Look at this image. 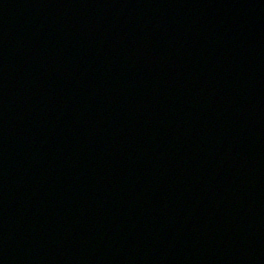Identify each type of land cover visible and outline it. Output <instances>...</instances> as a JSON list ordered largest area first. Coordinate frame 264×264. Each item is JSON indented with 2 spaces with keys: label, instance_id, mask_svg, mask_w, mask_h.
<instances>
[{
  "label": "water",
  "instance_id": "95a60500",
  "mask_svg": "<svg viewBox=\"0 0 264 264\" xmlns=\"http://www.w3.org/2000/svg\"><path fill=\"white\" fill-rule=\"evenodd\" d=\"M122 1V9L126 10L130 4ZM213 1L210 0L213 8L209 10L217 18ZM132 4L134 8L127 13L126 20L141 28L146 36L149 32L164 33L168 26L175 34L181 29L176 22L181 16L180 8L191 7L190 0H133ZM29 7L14 10L9 0H0V38L19 33V16L24 23L28 22L27 32L34 29L30 17L35 15V8ZM42 7L35 30L48 35V40L40 46L36 35L29 34L27 46L32 51H42L34 55L46 59L52 55L45 56V52L55 50L56 46L62 50L57 55L62 67L58 87L53 78L19 88L18 83L22 82L5 76L9 68H0V264H264V8L260 4L254 6L255 14L248 20L252 24L250 29L237 21L235 28H217L212 32V49L226 66L215 72L211 69L212 80L202 82L198 90L191 80H185V54L177 55L175 69L183 72L178 80L164 77L159 68L150 73L140 71L127 80L124 70L116 74L124 64L109 61L125 54L126 38L112 0H43ZM88 8L95 16L89 14L83 22L81 13ZM89 21L93 27H88ZM217 21H199L204 25L201 30L209 31ZM104 24L109 30L96 34L97 43L90 35L81 39L84 28H91L89 34L94 35L93 29ZM242 34L251 44L244 52H234L238 44L235 39ZM177 38L181 39L179 35ZM227 38H233V43H227ZM52 39L58 44L54 45ZM109 39H113L112 46L108 45ZM179 43L175 46L183 49ZM4 48L5 43H0V55L5 53ZM88 48L96 50V55H88ZM226 48L230 56L224 54ZM134 50L138 55L126 62L127 72L145 64L140 52H145L146 46ZM164 51L167 55L148 53L147 59L164 68L172 60L168 55H175L174 48L169 46ZM248 66L249 70H245ZM90 72L116 76V85L123 86L126 81L130 85V90L123 94H128V104L135 101V106L121 107V113L130 119L120 116L116 124L125 125L118 128L126 134L127 163L118 153L110 155L114 141L105 142V146L112 148L109 152L92 144L94 132L100 129L102 134L106 130L95 109L104 110L111 100H106L110 96L99 90L85 97L82 86ZM32 74L42 79L52 73L41 68ZM251 76L255 78L250 79ZM143 77L144 85L137 88ZM184 80L195 91V98L204 100L201 121L196 116L198 102L194 100L192 108H188L182 96L181 105L171 107L174 100L167 93L165 96L168 84ZM100 84V88L110 87L103 80ZM116 91L120 88L116 87ZM75 92L80 94L74 98L79 100L76 106L86 100L88 108L90 166L104 159L102 171L89 168L82 170L83 175L115 181L110 182L111 188L101 180H88L83 185L86 196L98 194L100 199L77 200L65 193L64 201L46 202L43 209L58 214L43 213L36 207V196L42 197L40 188L12 181L21 175L12 157L17 151L12 147L40 144L48 152L49 137L40 140L41 133L31 130L39 119L33 114L41 106L29 97L43 93L42 99L55 97L66 102L67 98L74 100L71 95ZM123 94L118 98L120 102ZM50 101L53 100L41 103L51 105ZM184 112V130L177 131L172 124L181 123ZM75 115L80 122L81 115ZM59 119V133L67 135L63 132L71 126L67 121L72 118ZM202 129L204 133L200 135ZM77 132L80 137L79 129ZM79 137L75 142H67L58 136L66 155L71 152L72 157L73 147L83 143L78 141ZM171 137L175 149L167 146V138ZM85 161L83 157L80 165ZM71 175H51L50 182L58 188L55 191H63L65 184L72 181ZM102 219L107 226L97 223ZM115 224L123 228H110Z\"/></svg>",
  "mask_w": 264,
  "mask_h": 264
}]
</instances>
